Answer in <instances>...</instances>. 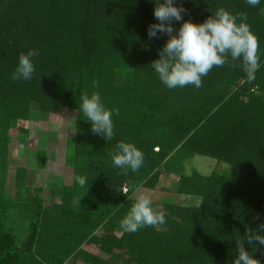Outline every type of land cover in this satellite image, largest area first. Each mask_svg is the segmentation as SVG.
<instances>
[{
	"label": "trees",
	"instance_id": "trees-1",
	"mask_svg": "<svg viewBox=\"0 0 264 264\" xmlns=\"http://www.w3.org/2000/svg\"><path fill=\"white\" fill-rule=\"evenodd\" d=\"M176 2L194 23L219 8L245 13L259 44L256 79L226 64L203 77L200 88H166L151 66L167 35L148 38L157 22L150 0H0V264H232L235 238L264 223V4ZM29 50L37 53L32 78L12 80L19 55ZM92 92L118 109L111 141L93 133L80 110L81 97ZM61 110L74 119L64 160L69 182L27 186L19 165L7 197L11 129ZM120 141L144 153L137 172L112 164L109 152ZM193 155L229 169L182 174V160ZM49 162L39 149L35 166ZM168 174L178 181L177 194L197 203L152 201L165 222L123 232L120 220L135 192L156 189ZM244 246L264 264V246Z\"/></svg>",
	"mask_w": 264,
	"mask_h": 264
},
{
	"label": "clouds",
	"instance_id": "clouds-1",
	"mask_svg": "<svg viewBox=\"0 0 264 264\" xmlns=\"http://www.w3.org/2000/svg\"><path fill=\"white\" fill-rule=\"evenodd\" d=\"M156 23L147 28L149 39L159 34L167 35V40L158 50V58L151 66L162 85L168 89L184 88L189 85L200 88L202 78L214 67H240L247 81L256 79L261 67L258 55V40L247 23L245 13L233 14L219 8L203 22L194 23L182 18L186 11L176 0H150ZM252 8L264 4V0H246ZM174 22H179L178 27ZM37 53L29 50L18 57L11 79L30 80L35 72L32 58ZM239 62L238 64L234 62ZM80 110L90 130L111 141L114 137L113 115L118 109L105 106L98 92L81 97ZM112 164L120 169L137 172L144 162V153L134 143L120 141L109 152ZM84 178H79L81 185ZM125 194V193H124ZM166 213L153 207L147 195H139L127 213L120 220L125 233H135L146 226H156L165 222ZM235 238L236 255L232 264H260L252 252L246 250L245 242L254 251L258 245L264 246V223L257 224L255 230L247 229L244 236Z\"/></svg>",
	"mask_w": 264,
	"mask_h": 264
},
{
	"label": "rangeland",
	"instance_id": "rangeland-1",
	"mask_svg": "<svg viewBox=\"0 0 264 264\" xmlns=\"http://www.w3.org/2000/svg\"><path fill=\"white\" fill-rule=\"evenodd\" d=\"M20 128L27 129L28 133H22ZM73 132L74 119L72 113L65 110L54 115L39 116L35 121H18L10 131L9 155L11 160L5 185L6 196L11 197L14 194V171L19 165L26 167L27 186L50 188L56 179L59 182H69L70 170L65 166L64 160L66 148L70 146L73 140ZM24 136L25 142H20ZM39 149L46 150L47 160L51 161L49 166L44 169H38L35 166L36 154ZM182 161L181 173L184 175H190L193 171L202 175H209L213 171L222 173L229 169L228 164L203 155H193ZM171 175H165L156 189L141 188L135 192V196L147 195L153 202L159 204L173 202L192 205L197 203L194 197L177 194L178 181ZM50 203L51 200L45 198V204ZM83 248L97 256L107 257L94 246L84 245ZM66 264H70V262Z\"/></svg>",
	"mask_w": 264,
	"mask_h": 264
},
{
	"label": "built area",
	"instance_id": "built-area-1",
	"mask_svg": "<svg viewBox=\"0 0 264 264\" xmlns=\"http://www.w3.org/2000/svg\"><path fill=\"white\" fill-rule=\"evenodd\" d=\"M126 189L124 188L123 191H125Z\"/></svg>",
	"mask_w": 264,
	"mask_h": 264
}]
</instances>
